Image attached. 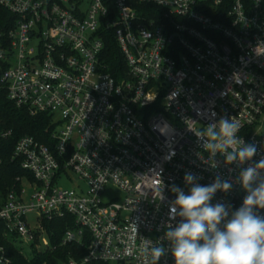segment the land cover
<instances>
[{
  "label": "built area",
  "instance_id": "2783aa9c",
  "mask_svg": "<svg viewBox=\"0 0 264 264\" xmlns=\"http://www.w3.org/2000/svg\"><path fill=\"white\" fill-rule=\"evenodd\" d=\"M17 16L0 48V91L31 115H52L53 145L16 140L18 177L0 206V228L22 245L49 244L43 218L71 215L63 243H86L80 261L175 264L164 239L173 184L191 172L200 184L228 180L212 203L234 211L248 164L206 151L196 133L226 116L264 156V0H0ZM112 30L128 67L117 80L103 68V32ZM11 130L0 128V138ZM1 160V159H0ZM70 188L57 187L65 176ZM109 186L123 195L103 200ZM27 188L30 192H27ZM161 196L164 197L161 199ZM264 215V209H258ZM35 214L30 221L28 216ZM137 226V231L134 227ZM11 259L0 246V264Z\"/></svg>",
  "mask_w": 264,
  "mask_h": 264
},
{
  "label": "clouds",
  "instance_id": "9594fccd",
  "mask_svg": "<svg viewBox=\"0 0 264 264\" xmlns=\"http://www.w3.org/2000/svg\"><path fill=\"white\" fill-rule=\"evenodd\" d=\"M240 124L222 116L196 133L201 146L215 154L221 151L229 162L248 164L239 173V183L246 192L234 211L224 203H212L217 191L228 192L233 185L219 177L211 184H200L198 177L186 172V193L173 184L175 199L169 202V221L164 239L170 242L175 264H264V156L253 161L258 148L239 137ZM164 197L161 196V199ZM137 231V226L134 224ZM167 249L162 245L144 248L145 261L158 264Z\"/></svg>",
  "mask_w": 264,
  "mask_h": 264
},
{
  "label": "trees",
  "instance_id": "16d2710c",
  "mask_svg": "<svg viewBox=\"0 0 264 264\" xmlns=\"http://www.w3.org/2000/svg\"><path fill=\"white\" fill-rule=\"evenodd\" d=\"M17 16L0 4V48L9 45L8 34L16 25ZM104 47L100 60L106 72L117 80L127 75L128 67L124 55L112 30L103 32ZM55 127L52 115L39 113L31 115L25 108L18 107L9 100L5 90L0 91V128L11 130L7 138H0V206L9 192L19 186L18 177L30 174L21 167L20 161L12 158L16 140L22 135H31L41 142L53 145L52 129ZM48 245L36 246L40 242L39 234L29 245H22L14 236L4 235L0 228V246H3L11 259L10 264H68L69 260L80 261L86 254V243L68 241L63 243L65 232L76 227L71 215L43 218ZM87 264H121L93 260Z\"/></svg>",
  "mask_w": 264,
  "mask_h": 264
},
{
  "label": "rangeland",
  "instance_id": "374dc122",
  "mask_svg": "<svg viewBox=\"0 0 264 264\" xmlns=\"http://www.w3.org/2000/svg\"><path fill=\"white\" fill-rule=\"evenodd\" d=\"M70 178L72 181H70L68 179V177L65 176L64 178H62L58 181L56 186L57 187H63V188H70L73 186V184H75L79 181L78 177L72 173L70 174ZM27 189H28L27 192H30V189L29 188H27ZM122 195H123V193L119 188L114 187V186H109L106 190V193L102 196V198L105 201H109L115 196H118L119 198H121ZM28 219L30 221H33L35 219V214H30L28 216Z\"/></svg>",
  "mask_w": 264,
  "mask_h": 264
}]
</instances>
